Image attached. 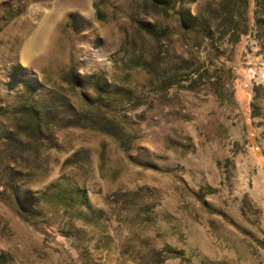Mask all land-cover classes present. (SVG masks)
Wrapping results in <instances>:
<instances>
[{"label":"rangeland","instance_id":"rangeland-1","mask_svg":"<svg viewBox=\"0 0 264 264\" xmlns=\"http://www.w3.org/2000/svg\"><path fill=\"white\" fill-rule=\"evenodd\" d=\"M0 264H264V0H0Z\"/></svg>","mask_w":264,"mask_h":264},{"label":"trees","instance_id":"trees-1","mask_svg":"<svg viewBox=\"0 0 264 264\" xmlns=\"http://www.w3.org/2000/svg\"><path fill=\"white\" fill-rule=\"evenodd\" d=\"M155 44L157 43L155 42ZM69 76L70 78L73 77V71H69ZM29 102H27L26 106L18 109L13 127L7 134L6 139L12 140L11 142L15 146L13 148L15 152L18 151L22 153L27 147L29 152L36 155L39 149L43 148L44 145L42 144H46L49 140L46 135L43 137L42 134L43 130L41 123L44 119V114L42 116L41 111Z\"/></svg>","mask_w":264,"mask_h":264}]
</instances>
